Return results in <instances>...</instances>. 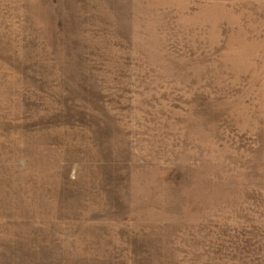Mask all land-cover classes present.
<instances>
[{"label": "rangeland", "instance_id": "rangeland-1", "mask_svg": "<svg viewBox=\"0 0 264 264\" xmlns=\"http://www.w3.org/2000/svg\"><path fill=\"white\" fill-rule=\"evenodd\" d=\"M0 264H264V0H0Z\"/></svg>", "mask_w": 264, "mask_h": 264}]
</instances>
